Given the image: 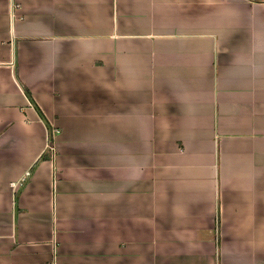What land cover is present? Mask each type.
Returning <instances> with one entry per match:
<instances>
[{
  "label": "crops",
  "instance_id": "1",
  "mask_svg": "<svg viewBox=\"0 0 264 264\" xmlns=\"http://www.w3.org/2000/svg\"><path fill=\"white\" fill-rule=\"evenodd\" d=\"M0 264H264V0H0Z\"/></svg>",
  "mask_w": 264,
  "mask_h": 264
},
{
  "label": "trees",
  "instance_id": "2",
  "mask_svg": "<svg viewBox=\"0 0 264 264\" xmlns=\"http://www.w3.org/2000/svg\"><path fill=\"white\" fill-rule=\"evenodd\" d=\"M27 96L32 100V96L28 90H26Z\"/></svg>",
  "mask_w": 264,
  "mask_h": 264
}]
</instances>
